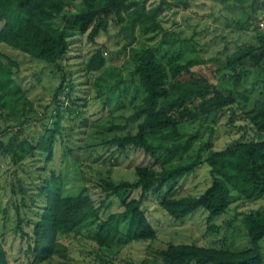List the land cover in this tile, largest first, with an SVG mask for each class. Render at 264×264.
Listing matches in <instances>:
<instances>
[{
  "label": "trees",
  "instance_id": "trees-1",
  "mask_svg": "<svg viewBox=\"0 0 264 264\" xmlns=\"http://www.w3.org/2000/svg\"><path fill=\"white\" fill-rule=\"evenodd\" d=\"M229 1L233 6L248 2ZM163 5L169 7V2L160 0L155 7H147L136 0H81L80 4L72 0H0V44L53 64L69 49L66 30L70 24L77 26L88 42L95 43L100 33L107 30L112 14L130 45L136 38L137 28L143 33L160 28L157 17ZM253 38L255 44L240 46L226 54L221 63H209L205 68H193L183 60L160 61L148 46L140 51L134 60L132 74L142 96L132 116H142L143 121L135 134L114 136L105 141L99 154L106 150L111 151V155L121 154L131 147L145 156L161 157L160 168L136 167L134 182L114 181L106 176L97 183L99 197L86 189L64 193L63 175L56 174L50 167L54 164L56 139L62 133L61 118L67 108H62L60 98L56 100L57 105L45 106V109L54 110L51 127L45 123L43 130H38L30 124L25 126V119H21L5 144L0 139V156L9 157L7 164L14 168L11 176L0 177V220L6 229L8 213H12L15 224L12 232L25 240L26 257L31 264L54 257L63 259L59 264H69L65 261L68 255L63 240L76 237L83 230L91 233L96 249L104 252H110L114 245L123 241L151 244L157 239V231L143 206L153 192L157 194L158 205L175 221L198 209L206 211L207 220L211 221L223 215L234 198L254 200L264 195V79L259 89L244 94L239 107L241 116L255 134L254 139L230 142L216 149L208 140L202 141L201 127L194 132L182 128V123L202 124L236 104L238 95L234 86L252 69L247 63L255 61L258 64L259 58L264 56V32L255 33ZM7 58V54L0 51L1 98L18 97L21 93L18 75L3 65ZM104 63L103 51L97 48L84 69L94 72ZM259 68L253 70L258 72ZM22 112L20 109L18 116ZM46 113L38 119H43ZM232 114H235L233 109ZM64 156L65 152L61 158ZM28 158L32 161L39 158L32 171L23 168ZM68 159L79 164L73 155ZM202 165L209 168V185L198 195H177V181ZM19 169L21 173L26 171L27 177L19 174ZM34 175L40 178V184L36 194L29 195L27 207L30 214L39 211L35 220L24 210L23 203L24 180L30 178L28 185L32 188ZM111 198L119 201L122 211L103 219L101 207ZM24 220L30 230L23 225ZM241 222L248 238L246 249L234 251L195 243L167 242L154 251L153 261L158 264H264L261 245L264 211L249 213ZM217 227L211 223L207 230L214 231ZM0 264H10L1 245Z\"/></svg>",
  "mask_w": 264,
  "mask_h": 264
},
{
  "label": "rangeland",
  "instance_id": "rangeland-1",
  "mask_svg": "<svg viewBox=\"0 0 264 264\" xmlns=\"http://www.w3.org/2000/svg\"><path fill=\"white\" fill-rule=\"evenodd\" d=\"M72 1L75 4L81 3V0ZM136 1L145 3L147 7H155L160 2ZM167 1L169 7L163 5L162 12L157 17L160 28L147 33L137 28L136 38L130 45H127L128 39L120 31L112 14L109 15L107 30L100 33L95 43L88 42L86 36L79 33L77 26L70 24L66 30L69 49L53 64L27 57L0 44V51L8 57L3 60V65L11 73L18 75L17 82L21 87L18 97L8 95L1 98L0 91V139L5 144L21 119H25V126L30 124L31 128L38 130H43L45 123L51 127L54 120V110L51 107L57 105L56 100L60 98L62 108H67L61 118L62 133L56 139L52 160L54 164L50 167L54 168L56 174L63 175L64 193L71 194L86 189L99 197L97 183L106 176L114 181L134 182L136 167L160 168L161 157L145 156L131 147H127L121 154L115 152L111 155L109 150L99 154L105 141L114 136L135 134L143 121L142 116H132L142 96L136 81L133 82L135 78L132 67L143 48L151 47L157 59L166 63L176 59L187 62L193 68H205L209 63H221L226 54L240 46L255 44L253 35L264 32V26H261L264 24V0H248L240 6H233L229 0ZM97 48L103 51L105 63L97 71H86L84 65ZM259 59L258 64L255 61L247 63L252 69L234 86L238 100L232 108L225 109L202 124L182 123L183 130L194 132L201 127L202 141L208 140L216 149L230 142L254 139L255 134L241 116L239 107L244 94L255 92L262 85L264 56ZM258 67V72L253 70ZM46 105L51 107L45 109ZM20 109L23 112L18 116ZM42 113H46V116L38 119L42 117ZM64 152L66 156L61 158ZM8 153L11 155L10 151ZM72 155L79 164L69 161L68 158ZM36 159L39 161V158ZM36 159L25 160L27 166L23 168L26 171L34 170L37 166ZM8 161L9 157L0 156L2 179L5 175L11 176L14 170L13 167L9 168ZM208 169L207 165H202L193 173L180 178L176 185L177 195L201 193L210 182ZM26 171L21 173L19 169L18 173L27 177ZM32 177V188L28 185L30 178L24 180L26 190L23 203L27 213L30 212L27 207L30 204L29 195H32L31 192L36 194V187L40 184L37 175ZM165 189L166 187L162 191ZM156 195L151 193L143 206L149 222L157 231V239L151 244L144 241H130L126 244L123 241L114 245L110 252H104L96 249L90 238L91 233L83 230L76 237L63 240L68 255L65 261L69 264H141L142 261L144 264H158L153 261L154 251L167 242L243 250L249 245L241 219L249 213L264 211V195L254 200L234 198L226 212L211 221L207 220L208 214L202 209L175 221L158 205ZM121 211L119 201L111 198L102 205L100 216L106 219L109 214ZM38 213L39 211L29 215L35 220ZM11 214L8 213L10 218L6 229L0 220V245L10 264H31L26 257L25 240L12 232L15 224ZM211 223L218 226L214 231L207 230ZM23 225L30 230L25 220ZM261 245L264 256V240ZM61 261L63 259L54 257L37 264H59Z\"/></svg>",
  "mask_w": 264,
  "mask_h": 264
},
{
  "label": "built area",
  "instance_id": "built-area-1",
  "mask_svg": "<svg viewBox=\"0 0 264 264\" xmlns=\"http://www.w3.org/2000/svg\"><path fill=\"white\" fill-rule=\"evenodd\" d=\"M261 26H264V24H263V25H261Z\"/></svg>",
  "mask_w": 264,
  "mask_h": 264
}]
</instances>
